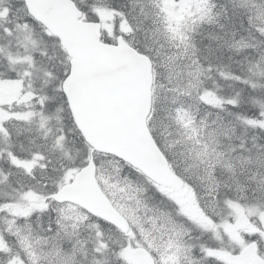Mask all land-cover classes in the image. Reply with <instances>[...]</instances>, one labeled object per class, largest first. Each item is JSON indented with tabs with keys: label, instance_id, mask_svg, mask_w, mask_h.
I'll list each match as a JSON object with an SVG mask.
<instances>
[{
	"label": "snow or ice",
	"instance_id": "6c2138e0",
	"mask_svg": "<svg viewBox=\"0 0 264 264\" xmlns=\"http://www.w3.org/2000/svg\"><path fill=\"white\" fill-rule=\"evenodd\" d=\"M0 264H264V0H0Z\"/></svg>",
	"mask_w": 264,
	"mask_h": 264
}]
</instances>
